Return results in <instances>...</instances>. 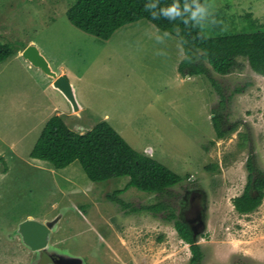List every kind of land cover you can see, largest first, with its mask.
Returning a JSON list of instances; mask_svg holds the SVG:
<instances>
[{
  "label": "rangeland",
  "instance_id": "obj_1",
  "mask_svg": "<svg viewBox=\"0 0 264 264\" xmlns=\"http://www.w3.org/2000/svg\"><path fill=\"white\" fill-rule=\"evenodd\" d=\"M73 2L0 0V41L35 44L70 80L78 102L75 109L23 57L0 63V264L78 258L85 264H189V244L166 219L172 211L198 231L201 264H264V198L248 214L233 204L245 188L250 155L264 171V76L244 57L226 75L207 63L218 87L205 74L184 75L177 35L167 32L158 42L155 35L164 31L142 19L100 39L70 22ZM208 3L223 30L264 24V0ZM214 113L222 116L223 138ZM55 114L80 133L106 120L136 150L183 176L167 193L132 187L118 194L137 208L158 202L166 208L124 211L110 195L128 177L95 182L79 161L55 169L30 157ZM28 219H56L47 248L33 251L22 240L19 226Z\"/></svg>",
  "mask_w": 264,
  "mask_h": 264
},
{
  "label": "trees",
  "instance_id": "obj_2",
  "mask_svg": "<svg viewBox=\"0 0 264 264\" xmlns=\"http://www.w3.org/2000/svg\"><path fill=\"white\" fill-rule=\"evenodd\" d=\"M145 2L150 0H74L67 10V16L77 28L105 40L123 26L146 19L158 29L175 34L181 40L185 54L179 64L182 74H205L216 87L208 64L217 73L226 75L238 66L237 58L244 57L255 72L264 76V24L245 31H226L220 25H214L209 32L207 24L200 29L191 23L185 25L179 19L168 21L161 17L153 20L144 10ZM169 2L160 0L161 4ZM26 46L21 44L16 47L0 41V63L23 51ZM212 122L217 137L223 138L227 130L223 127L221 114L214 113ZM30 157L49 163L55 169L79 161L89 179L95 182L128 177L125 187L110 195V199L124 211L146 210L155 214L163 211L166 208L163 202L137 208L118 194L132 187L147 193H167L184 179L170 167L132 147L106 120L80 133L71 129L62 116L52 115L45 122ZM246 165L248 176L245 188L242 194L233 199L234 208L240 214L255 211L264 198V171L257 167L253 155L248 157ZM166 219L173 221L179 237L189 244V264H201L204 253L192 226L173 211Z\"/></svg>",
  "mask_w": 264,
  "mask_h": 264
},
{
  "label": "water",
  "instance_id": "obj_3",
  "mask_svg": "<svg viewBox=\"0 0 264 264\" xmlns=\"http://www.w3.org/2000/svg\"><path fill=\"white\" fill-rule=\"evenodd\" d=\"M22 55L32 65L40 68L44 73L52 77L54 79V87L61 91L73 103L75 109L78 108V102L70 80L66 75H58V73L52 69L49 61L35 44L27 45L23 49ZM55 224L56 219L46 222L28 219L20 224L18 231L24 243L32 250L36 251L48 245L49 233ZM194 233L196 235L198 231L194 230ZM71 262L72 264H81L80 259H72Z\"/></svg>",
  "mask_w": 264,
  "mask_h": 264
},
{
  "label": "clouds",
  "instance_id": "obj_4",
  "mask_svg": "<svg viewBox=\"0 0 264 264\" xmlns=\"http://www.w3.org/2000/svg\"><path fill=\"white\" fill-rule=\"evenodd\" d=\"M143 7L153 20L161 17L168 21L179 19L185 25L191 23L193 27L200 29H203L205 24L212 27L221 23V21L211 19L212 12L208 0H170L167 4H161L160 0H150V2H145ZM167 35V32L156 34L155 39L159 42Z\"/></svg>",
  "mask_w": 264,
  "mask_h": 264
},
{
  "label": "crops",
  "instance_id": "obj_5",
  "mask_svg": "<svg viewBox=\"0 0 264 264\" xmlns=\"http://www.w3.org/2000/svg\"><path fill=\"white\" fill-rule=\"evenodd\" d=\"M26 45H28V44H26ZM11 57H13V58H15V60L16 59H19V58H22L23 57V55H22V51H19L17 54H15V55H13V56H11ZM11 57H9V58H11ZM8 58V59H9ZM24 58V57H23ZM22 58V59H23ZM7 59V60H8ZM7 60H5V61H7ZM4 61V62H5ZM24 61H28L27 59H25L24 58ZM3 63V62H2ZM52 67V66H51ZM37 69H38V71H40L41 73H43L42 75H45L44 77H46V78H48L49 79V84H52L53 85V82H54V80H52V78L50 77V76H48L46 73H44L40 68H38L37 67ZM52 69L54 70V68L52 67ZM54 86V85H53ZM40 222V221H39ZM43 222H46V221H43ZM50 237V236H49ZM48 242H49V239H48ZM49 244V243H48ZM48 246V245H47ZM47 246L45 247V248H47ZM45 248H43V249H45ZM41 250V249H40ZM34 251V250H33ZM37 251H39V250H37ZM48 257H50V258H56L57 257V255L56 254H54L53 256H48ZM65 258H67V257H65ZM79 259V258H78ZM58 262H56V264H57ZM59 264V263H58ZM81 264H85V262L84 263H81ZM126 264H130V263H126Z\"/></svg>",
  "mask_w": 264,
  "mask_h": 264
},
{
  "label": "flooded vegetation",
  "instance_id": "obj_6",
  "mask_svg": "<svg viewBox=\"0 0 264 264\" xmlns=\"http://www.w3.org/2000/svg\"><path fill=\"white\" fill-rule=\"evenodd\" d=\"M193 228H194V226H193Z\"/></svg>",
  "mask_w": 264,
  "mask_h": 264
}]
</instances>
